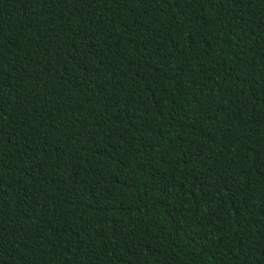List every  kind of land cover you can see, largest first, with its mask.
<instances>
[{
    "label": "trees",
    "instance_id": "obj_1",
    "mask_svg": "<svg viewBox=\"0 0 264 264\" xmlns=\"http://www.w3.org/2000/svg\"><path fill=\"white\" fill-rule=\"evenodd\" d=\"M0 264H264V0H0Z\"/></svg>",
    "mask_w": 264,
    "mask_h": 264
}]
</instances>
